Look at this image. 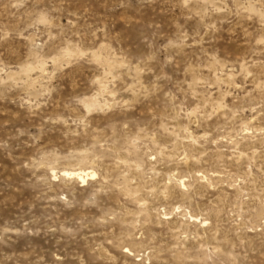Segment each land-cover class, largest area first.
Segmentation results:
<instances>
[{"label":"rangeland","instance_id":"obj_1","mask_svg":"<svg viewBox=\"0 0 264 264\" xmlns=\"http://www.w3.org/2000/svg\"><path fill=\"white\" fill-rule=\"evenodd\" d=\"M0 264H264V0H0Z\"/></svg>","mask_w":264,"mask_h":264},{"label":"bare ground","instance_id":"obj_2","mask_svg":"<svg viewBox=\"0 0 264 264\" xmlns=\"http://www.w3.org/2000/svg\"><path fill=\"white\" fill-rule=\"evenodd\" d=\"M62 176L76 178L80 182H85L89 177H95L96 172L91 169H62ZM56 176V173H54Z\"/></svg>","mask_w":264,"mask_h":264}]
</instances>
